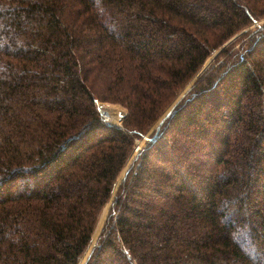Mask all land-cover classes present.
Listing matches in <instances>:
<instances>
[{"label": "trees", "instance_id": "obj_1", "mask_svg": "<svg viewBox=\"0 0 264 264\" xmlns=\"http://www.w3.org/2000/svg\"><path fill=\"white\" fill-rule=\"evenodd\" d=\"M262 18L264 0H0V264H80L195 79L86 264H264V24L224 47Z\"/></svg>", "mask_w": 264, "mask_h": 264}, {"label": "rangeland", "instance_id": "obj_2", "mask_svg": "<svg viewBox=\"0 0 264 264\" xmlns=\"http://www.w3.org/2000/svg\"><path fill=\"white\" fill-rule=\"evenodd\" d=\"M263 24H264V18L260 19L259 21L255 22L253 25H251L249 28H247L246 30H244L241 33H239L231 41H229L224 47H228L229 45L233 44L237 40V38H239L244 33L248 32L250 30H253V29H255V28H257V27H259V26H261ZM222 49L223 48L219 49L213 56H211L208 59L206 65L204 67V69H206L210 64H212L217 59V57L220 55ZM195 81H196V79L193 80L189 84V86L182 92V94L179 96V98L176 100V102L171 106V108H169V110L165 114H163V116L159 119V121H157L152 127H150L148 129L147 133L144 134V136L142 138H140V139L137 140V145H136L135 151H134L133 155L131 156V158L129 159V161H128V163H127L124 171L122 172V174H121V176H120V178H119V180L117 182V185H116V188H115V192L113 194V197L110 200V202L107 205V207L103 211V214L101 216V219H100L99 224L97 226V229L95 231L93 241H92L89 249L87 250V253L84 255V257H83V259H82V261H81L80 264H86L90 253L98 245V241H99V238H100V236L102 234V231H103V229L105 227V224L107 222V219H108V216H109L111 207H112V203H113V199L115 197V194L118 191L119 186L122 184L123 180L125 179L126 174L129 171L130 167H132L133 162H134V158L137 156V154L141 150V148L143 149L146 146L147 140H149V137L156 131V129L158 128V126L161 124V121H163L164 118L169 114L170 110L181 100V98H183L192 89L193 83ZM104 107H105L106 110L108 109L109 113H105L103 111V108ZM99 109H100V112L102 113L103 117L108 122H110V123H112L113 125H116V126H122L123 123H124V120L126 119L127 114H128L127 108H125L124 106L119 105V104H113V103H107V102H100L99 103ZM146 137L148 139H146ZM137 148H138V150H136Z\"/></svg>", "mask_w": 264, "mask_h": 264}, {"label": "water", "instance_id": "obj_3", "mask_svg": "<svg viewBox=\"0 0 264 264\" xmlns=\"http://www.w3.org/2000/svg\"><path fill=\"white\" fill-rule=\"evenodd\" d=\"M165 116H166V115H165ZM165 116H164V117H165ZM164 117H163V118H164ZM164 119H165V118H164ZM161 122H162V121H161ZM146 139H148V138L146 137ZM137 149H138V148H137Z\"/></svg>", "mask_w": 264, "mask_h": 264}, {"label": "built area", "instance_id": "obj_4", "mask_svg": "<svg viewBox=\"0 0 264 264\" xmlns=\"http://www.w3.org/2000/svg\"><path fill=\"white\" fill-rule=\"evenodd\" d=\"M136 150H138V149H136Z\"/></svg>", "mask_w": 264, "mask_h": 264}]
</instances>
